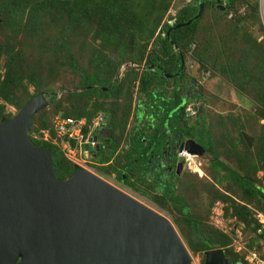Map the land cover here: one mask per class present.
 <instances>
[{
	"label": "rangeland",
	"instance_id": "obj_1",
	"mask_svg": "<svg viewBox=\"0 0 264 264\" xmlns=\"http://www.w3.org/2000/svg\"><path fill=\"white\" fill-rule=\"evenodd\" d=\"M118 1L125 5L127 0ZM197 1L169 0V6L156 26L153 24L154 13L141 17L145 24L150 28L152 26L154 32L146 47L142 44L145 40L142 34L135 35L133 42L130 25L97 7L100 5L95 0L87 1L90 7L92 4H96V7L86 23H69L65 17L52 14V17L40 19L35 25L27 24L24 19L25 27V23L20 25L19 22L5 20L1 14L0 47L15 55L14 76L16 80H22L18 88H10L9 96L0 95V121L4 117L10 119L17 113L19 108L15 105L16 101H26L51 90L55 94L54 102L49 103V96L45 95L48 105L34 116L28 135L57 146L64 154L53 124L55 117L64 119L67 115L65 118L76 120L75 115L81 110H91L95 102L102 100L105 110L112 107L110 102L114 93L103 97L98 93L82 100L72 96V92L80 90V80L90 74H96L104 81L117 78L119 82L115 90L124 95L130 92V110L133 111V102L143 100L148 94L138 81L131 82L133 73L139 74L142 67L133 64L135 55L145 50V56L156 37L163 38V25L170 23L168 25L171 26L177 12L189 7V4L197 7ZM217 1L202 2L203 11L200 22H197L196 36L187 48L183 43L179 45L183 65L181 79L174 89L181 91L183 87L190 94H200V99L194 102L195 106L199 105L200 112L193 114L190 110L192 118L187 122L190 125L192 120L193 124L198 121L197 131L201 127L206 134L212 135L214 154H209L208 158L227 170L253 178L255 185L264 189V172L260 168L263 163L257 162V152L264 143V119L261 118L264 101V0H233L230 5L227 0ZM137 5L131 7L134 15L140 14L142 5ZM24 18H28V15ZM172 29L176 28L171 27L167 32ZM58 43H63V47L58 48ZM120 49H124V54L120 55ZM173 56L176 57L175 54ZM6 59L7 56L2 54L0 85ZM71 60L75 64L73 67L69 63ZM165 65L164 70L168 72L175 64ZM229 65L238 66L241 72H245L247 80L230 78ZM124 74L128 76L124 77ZM191 81L194 83L191 84ZM163 83L167 86L164 96L167 97L173 91V84L172 81ZM99 88L102 91L108 89L107 86ZM147 89L150 90L149 87ZM117 100L120 105L114 118H124L127 124L118 147L127 149L123 141L126 139V142L133 135L129 130L136 129L132 127L134 115L129 111L124 117L123 111L128 106L122 99ZM99 111L94 117L100 114ZM243 135L251 139L250 146L246 145ZM187 157L190 159L192 156ZM97 159H92L95 165L86 164V170L166 219L185 247L190 264L204 262V251L198 248L199 239L190 221L196 222L203 238L211 241L212 247H215L213 249H222L231 262L264 264V194L259 195L257 200L243 196L241 189L225 177L226 172L212 165V161L193 158L186 162L179 177L172 180L171 191L165 193L157 187L154 189L159 173L153 177L147 176V169L141 170L139 164H134L139 169L129 173L130 182L135 185L133 188L116 181L115 172H104L97 163L100 159ZM81 161L90 162L87 159ZM123 162H127V159ZM257 166L259 170L254 173L253 169ZM234 207L247 208L250 214L247 223L233 216L231 212ZM257 224L262 228L257 230V234L252 233V227Z\"/></svg>",
	"mask_w": 264,
	"mask_h": 264
},
{
	"label": "water",
	"instance_id": "obj_2",
	"mask_svg": "<svg viewBox=\"0 0 264 264\" xmlns=\"http://www.w3.org/2000/svg\"><path fill=\"white\" fill-rule=\"evenodd\" d=\"M202 11L200 2L193 19ZM47 105L39 93L0 123V264H190L172 225L158 213L88 170L56 177L53 154L28 135L33 115ZM102 136L108 142L109 135ZM69 142L74 147L75 140ZM89 142L96 146L85 145L84 158L100 149L97 136ZM184 147L190 154L203 151L191 140ZM203 264L232 262L213 249L204 252Z\"/></svg>",
	"mask_w": 264,
	"mask_h": 264
},
{
	"label": "trees",
	"instance_id": "obj_3",
	"mask_svg": "<svg viewBox=\"0 0 264 264\" xmlns=\"http://www.w3.org/2000/svg\"><path fill=\"white\" fill-rule=\"evenodd\" d=\"M88 0H0V20H1V14L5 16V20H13L15 22H19L20 25L23 22L24 19H26L27 24H36L37 22H40V19H43L45 17H52V14H57L60 17H65L66 20L71 23L76 22V23H86L90 20L91 16H93V8L96 7V4H92L91 7L87 3ZM98 2L97 6L99 8H103V10H106L108 12H111L114 14L116 17H118L124 24H128L131 27V30L133 31V34H131V39L133 42H135V35L142 34L141 36L144 37L145 40H143L142 44L146 47L147 43L149 42L148 40L153 36L154 32L152 31V26L151 28L145 24L142 18H145V16H149L150 14L154 13V18H153V24L156 26L164 13L166 12L168 8L167 2L169 0H127L125 5L123 3H119L118 0H95ZM207 0H198L195 5V7L192 4H189V7H185L181 9L179 12L176 13V20L175 22L170 26L167 24H164V29H163V38L160 36L156 37V40L152 42V47L149 48V52L147 54L144 53L146 52L145 50H142L141 52H138L137 55H135L134 58V63L133 64H138V65H146V68L148 69L150 65L154 66H166V63H176L172 70L168 71L167 73L174 72L178 68V64L180 62V56H181V51H179V45L183 43L185 47L187 48L188 44L193 41V38L197 34V28L199 27V24L197 22H200L201 16L197 19H193L197 12H198V5L200 2H206ZM230 4L233 3V0H227ZM95 2V3H96ZM142 2V4H140ZM142 5L141 9L139 10V15H134L131 11V7L134 5ZM137 5V6H138ZM228 7V5H227ZM97 8L95 10V14H97ZM28 15V18H24ZM66 15V16H65ZM144 16V17H143ZM172 17V16H171ZM112 20H114L111 17ZM193 20L190 24L188 25H183L184 27L172 29L170 31L169 36H167V30H169L171 27H175L176 25H182L187 23L189 20ZM30 20H32L31 23ZM26 22L25 27H26ZM1 23V21H0ZM115 30V29H113ZM110 37V36H109ZM158 43V45H157ZM63 44V43H62ZM61 43H58L57 46L58 48L63 47ZM120 55L124 54V49L119 50ZM2 54H5L7 56L6 59V64H5V73L3 76V82L0 85V95L1 96H9L11 93H9L10 88H18V86L21 83V78H18L16 80V77L14 76V71H15V55L4 50L3 48L0 47V57ZM176 55L174 57L173 55ZM199 58H202L200 56ZM138 60V61H136ZM136 61V62H135ZM201 62V61H200ZM70 66L73 67L75 66L74 61L71 60ZM165 63V64H164ZM181 67V65H180ZM164 68V67H163ZM133 71L135 67L132 68ZM228 69V75L230 78H237L241 77L240 80H247V77L245 76V72H241L242 70L238 68V66L234 65H229L227 67ZM162 70V69H161ZM166 70V69H165ZM157 74H149L147 71H145L144 74L140 75L133 73L132 80L133 81H138L140 87L142 89H146L145 92H148L146 95V98L151 100L154 98V96H157L159 99H161L160 105L157 107L159 110H162L161 113L159 114V117L156 116L157 113L155 114V118L158 119L160 126L165 123L164 121H168L171 119H175L173 121V127L172 130L175 132H182L183 134L187 136L195 135L198 136V142L199 143H205L207 150L209 151L210 155L214 154L213 151V141L210 134H206L204 132V128L200 129L197 131L196 123L194 126L189 127L187 123L183 120V114H179L177 112L172 113V109L175 107L173 99L176 102H179L181 100L179 94L175 91L170 92V94L167 97H164V99L161 98V96H165V93L167 89H165L167 86H165L164 90L162 92H159L157 94L156 89L154 90H148L152 89L153 82L150 80L149 76H155V78L160 74L161 76L165 77L166 73H163L164 71H157ZM240 73H242L240 75ZM112 74V73H111ZM240 75V76H239ZM128 76L127 74H124V77ZM178 77H176L177 79ZM238 78V79H239ZM181 79V75H180ZM178 79L177 81H179ZM166 81V80H164ZM176 81V83H177ZM119 82L117 78H113L110 81H104L102 78L97 76L96 74H90L86 75L83 79L80 80V90L79 91H74L71 93L72 96L78 97V99L82 100L88 99L89 97H92L93 95H97L98 93L100 94L101 97L103 96H109V94L114 93L113 95V100L111 101L110 109L107 111L103 108V100L99 102H95L94 107L91 110H86V111H80L78 114L75 115L77 119L81 117H85L87 124H90L92 118L94 117V114L96 113L97 110H100V114H102L106 118V126L109 130V139L111 136L112 142L110 143L111 148L109 153L108 152V147L106 144L100 145V149L96 154L98 155L95 158H98L97 162L99 164V167L104 170V172H115L116 176L118 177L119 180H122L124 185H128L130 187L135 188L134 184L130 182V174L131 171L136 168L134 165L133 159L131 156H134L133 154H137L139 151V146L141 144V141L139 138H137V133L133 134L130 136L127 141L125 142V137L123 143L127 145L128 152L124 154L122 150L124 149L123 146L118 147L119 143L122 141V136L125 132V128L127 126L124 118H119L115 119L114 114L118 113V107H119V102L117 99H122L123 102L127 104V110H124V117L126 114L129 113L130 107L132 105V95L130 92H128L126 95L123 93L116 91L115 86L116 83ZM264 82V81H263ZM103 87L107 86L108 89L106 91H102L98 87ZM120 90V89H119ZM176 90V89H175ZM152 91V92H149ZM43 95H48V102L53 103L55 100V94L51 90H47L45 92H41ZM170 95H173L172 98H170ZM35 97V96H34ZM149 97V98H148ZM33 98V97H32ZM13 100V99H9ZM27 101V100H26ZM24 101H16L15 105L17 108H20L25 102ZM47 102V103H48ZM129 109V110H128ZM41 111V110H40ZM40 111L35 113L32 117V120L35 115H37ZM133 113V111H131ZM262 112L263 114L261 115V118L264 119V101H263V106H262ZM67 115H65L66 117ZM161 116V117H160ZM64 117V118H65ZM68 117V116H67ZM7 117H4L1 119L0 123L4 122L7 120ZM136 120L132 122V124L135 123ZM51 124V123H50ZM183 125V126H180ZM51 127V126H50ZM181 128H184L182 130ZM192 128V129H191ZM192 130V131H190ZM86 128L83 129L84 135H86ZM192 133V134H191ZM31 142L40 148H44L49 150L53 154V167H54V172L55 175L58 179H66L68 178L72 172L76 171L79 169L75 164H73L71 161L67 160L64 154L58 149L57 146L52 145L48 142H45L44 140H37L33 138L32 136L30 137ZM101 138V137H100ZM264 140V138H263ZM114 143V144H112ZM261 149L257 152V162L258 163H263V166H260V168L263 169L264 172V143H262ZM247 145V144H246ZM117 151V154L115 155V152ZM102 154V155H101ZM115 155L114 163L113 164H108L106 163L109 161L110 156ZM102 156V157H101ZM101 157V158H100ZM127 159V162H123ZM212 165L215 167H221L223 171L226 172L225 177L231 179L233 183H235L242 191L243 196L247 198H254L257 200L259 198V195L264 194V189H261L258 185H255V182L253 178L246 176V175H241L238 172H234L232 170H227V168L223 165L219 166L218 162H214L213 159ZM138 169V168H137ZM259 170V167H255L253 169L254 173ZM123 177V178H122ZM162 192H167V190H162ZM259 200V199H258ZM242 209V210H241ZM247 208H239V207H234L233 211L231 212L235 218L238 220L247 223L248 218L250 217V214L248 212L247 214ZM192 223V228L193 232L196 234L198 237V248L201 251H208L211 250L215 247H212L211 241L209 239L203 238L201 232L197 229V223L194 221H190ZM262 226L260 225H255V227H252L251 232L257 234V230L261 229ZM237 261H232V264ZM241 262V261H240Z\"/></svg>",
	"mask_w": 264,
	"mask_h": 264
},
{
	"label": "flooded vegetation",
	"instance_id": "obj_4",
	"mask_svg": "<svg viewBox=\"0 0 264 264\" xmlns=\"http://www.w3.org/2000/svg\"><path fill=\"white\" fill-rule=\"evenodd\" d=\"M217 2L219 3L220 1L218 0ZM181 58L182 56H180V62L178 64L179 66L174 72L167 73L165 72L164 68L161 66L158 67V66L150 65L149 68L147 69L146 65H142L139 73L140 75L144 74L145 71L153 75L157 74L158 73L157 71L159 72L164 71L163 73H166L165 77L161 76L160 74H158L156 78L153 75L149 76L150 80L154 84L151 86L152 89L150 90L156 89L157 94H158L159 92H162L165 88V84L163 83L164 80L172 81V84H173L172 89L173 91L179 94L181 100L179 102H176L174 101V98L171 99L173 100L174 105H175V107L172 109L171 112L172 113L177 112L180 115L183 114V120L187 123L189 127H192L195 124V123L193 124L194 120H192V123L190 125L187 122L188 120L192 118L191 117L192 114L189 113V111L191 110L190 112H192L193 114L200 112L199 105L198 106L194 105V102L200 99V94L198 92L190 94L189 90L186 89L184 91L183 87L181 88V91L184 92L183 94L180 90L174 89L175 86L177 88L176 81L180 79V75H181V69H182L181 67L183 65L182 64L183 59ZM176 77L178 78L176 79ZM193 83L194 82L191 81V84ZM161 98L164 99V96H161ZM160 103H161V99H159L157 96H154V98L151 100L147 98H144L143 100H135L133 102L134 118L132 119V122L134 120L136 121L134 123L135 125L132 124V127L133 128L135 127L136 129H131L129 131H131L130 133H133V134L137 133V138H139L141 141L138 153L133 154L134 159L133 158L132 159H133L134 164H139L141 166V170L145 171V169H147V173H146L147 176L149 175L153 177L159 173L157 177V181L154 183V189H156L157 187V189L160 191L161 189L162 190L166 189L167 192H169L171 191L170 187L172 186V180L176 177H179L180 173L185 169L186 162H189L191 159L193 160V158H197V159L205 158L209 161H211L212 159L208 158L210 157L209 156L210 153L207 150L206 144L204 142L203 143L198 142L199 139H198V136H196L197 134L187 136L183 134L182 132H175L172 130L173 121L175 119H171L169 120V122L164 121L165 123H163V125L160 126L158 119L155 118V114L157 113L156 116L159 117V114L162 111L157 108L160 105ZM188 108L189 110H187ZM198 120L200 121V118H198ZM180 126H183V125H180ZM181 129L184 130V128H181ZM200 129L202 128L200 127ZM107 134H108L107 131L103 133V135H107ZM189 140L195 142L197 145L202 147L203 151H201L202 153L200 155L190 154L185 150L184 146L186 142ZM98 142H99V147L100 145L102 146L106 144V146L108 147L107 153H109L110 151L109 148H111L110 143L112 142L111 136L108 142L106 141L105 138H103V136H101V138L98 137ZM189 147L192 150H196V148H194L193 146H189ZM122 152L126 154L128 152V148L123 149ZM116 154H117V151L115 152V155ZM115 155L110 156V159L106 163V165L114 163ZM188 155L192 157L188 159L187 157ZM97 156L98 155L96 154V157ZM134 169L137 170V167ZM113 175L115 178L117 177L116 174H113ZM116 179H117L116 181H118L120 184L122 185L124 184L122 180L118 179V177ZM18 262L19 261H17V263Z\"/></svg>",
	"mask_w": 264,
	"mask_h": 264
},
{
	"label": "built area",
	"instance_id": "obj_5",
	"mask_svg": "<svg viewBox=\"0 0 264 264\" xmlns=\"http://www.w3.org/2000/svg\"><path fill=\"white\" fill-rule=\"evenodd\" d=\"M104 122L105 117L102 114H98L92 118L90 124H87L85 117L76 120L55 117L53 124L58 137L61 139L64 156L77 167L85 168L86 162L81 161V159H90L93 157V153L88 151L87 157L84 158V146L85 144H90L91 149L94 150L96 143L89 142V139H92V136L97 133ZM84 128L87 130L86 135L83 133ZM70 140H75L74 147H71Z\"/></svg>",
	"mask_w": 264,
	"mask_h": 264
},
{
	"label": "clouds",
	"instance_id": "obj_6",
	"mask_svg": "<svg viewBox=\"0 0 264 264\" xmlns=\"http://www.w3.org/2000/svg\"><path fill=\"white\" fill-rule=\"evenodd\" d=\"M107 131V133H108V135H109V130H108V128H107V126H106V118H105V122H104V124L101 126V128L97 131V133L95 134V135H93L92 136V138L94 137V136H97V142H98V137H100V135L102 136L103 135V133L104 132H106ZM96 143V142H95ZM98 144H99V142H98ZM75 145V144H74ZM85 145H87V144H85ZM88 145H90V144H88ZM95 149V148H94ZM92 150V149H91ZM92 151H94V150H92ZM94 154V153H93ZM96 157V156H95ZM95 157H94V155H93V157L92 158H90V159H87V160H89L90 162L88 163H86V164H88V165H95V163L94 162H92V159H95ZM85 164V165H86ZM80 168V167H79ZM80 169H87V167L85 166V168H80Z\"/></svg>",
	"mask_w": 264,
	"mask_h": 264
}]
</instances>
